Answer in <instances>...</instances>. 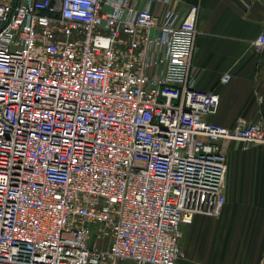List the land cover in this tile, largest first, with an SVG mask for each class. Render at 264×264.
<instances>
[{"label":"built area","instance_id":"2783aa9c","mask_svg":"<svg viewBox=\"0 0 264 264\" xmlns=\"http://www.w3.org/2000/svg\"><path fill=\"white\" fill-rule=\"evenodd\" d=\"M155 1L0 0V264H177L180 226L224 206L222 142L264 146L207 121L198 6Z\"/></svg>","mask_w":264,"mask_h":264},{"label":"crops","instance_id":"0c3cea01","mask_svg":"<svg viewBox=\"0 0 264 264\" xmlns=\"http://www.w3.org/2000/svg\"><path fill=\"white\" fill-rule=\"evenodd\" d=\"M160 19L165 7L155 0ZM182 0L176 8L198 6L190 70L199 91H213L219 103L208 122L233 128L237 122L264 126V48L253 40L264 21V0ZM229 81L221 83V77ZM226 154L225 203L218 216L196 215L180 226L182 258L177 264H264V146L243 150L236 141L221 144ZM116 264H135L119 260Z\"/></svg>","mask_w":264,"mask_h":264}]
</instances>
